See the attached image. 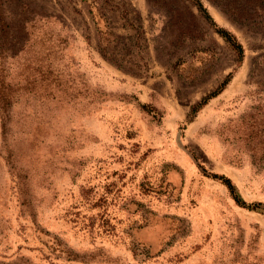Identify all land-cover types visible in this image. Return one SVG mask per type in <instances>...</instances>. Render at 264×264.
<instances>
[{"label": "rangeland", "instance_id": "obj_1", "mask_svg": "<svg viewBox=\"0 0 264 264\" xmlns=\"http://www.w3.org/2000/svg\"><path fill=\"white\" fill-rule=\"evenodd\" d=\"M0 264H264V0H0Z\"/></svg>", "mask_w": 264, "mask_h": 264}, {"label": "trees", "instance_id": "obj_2", "mask_svg": "<svg viewBox=\"0 0 264 264\" xmlns=\"http://www.w3.org/2000/svg\"><path fill=\"white\" fill-rule=\"evenodd\" d=\"M221 34L223 35V37H225L227 39V41L230 42V44L232 45L233 49L238 53L239 58L242 59L243 56H244V48H243V46L235 38H234V40H232L233 38H232L231 35H229L228 32L223 31V32H221ZM221 179H225V178H221ZM225 181H226V183H227L230 191L233 193V195H235V193H234V187L230 184L231 183L230 180L229 179H226ZM234 197H235V200L239 204H242L243 203V202L240 201V199L236 195ZM243 205H246L245 202L243 203Z\"/></svg>", "mask_w": 264, "mask_h": 264}]
</instances>
